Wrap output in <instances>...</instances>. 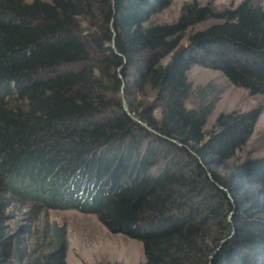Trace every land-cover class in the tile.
Segmentation results:
<instances>
[{"label": "trees", "instance_id": "1", "mask_svg": "<svg viewBox=\"0 0 264 264\" xmlns=\"http://www.w3.org/2000/svg\"><path fill=\"white\" fill-rule=\"evenodd\" d=\"M173 2L0 0V264L18 245L6 195L95 215L140 242L145 264H264V157L232 163L264 109L207 130L214 103L187 107L194 66L264 97V8L189 6L155 23ZM51 239L9 264H65L66 229Z\"/></svg>", "mask_w": 264, "mask_h": 264}, {"label": "rangeland", "instance_id": "2", "mask_svg": "<svg viewBox=\"0 0 264 264\" xmlns=\"http://www.w3.org/2000/svg\"><path fill=\"white\" fill-rule=\"evenodd\" d=\"M22 1L31 3L34 0ZM242 1L244 0H174L166 10L155 16L154 22L168 25L176 23L181 17L183 9L189 6L210 8L219 12L235 8ZM254 1L264 8V0ZM214 23V20H209L195 25L190 29V33L201 31ZM186 43L185 41L184 44L186 45ZM188 77L193 94L187 107L189 109L197 108L202 99L214 103V109L208 118L207 130L212 128L216 118L222 113H230L234 110L248 112L259 107L264 109L263 96H251L247 90L233 86L219 71L194 66ZM121 99H123V105L125 104L127 107L123 95ZM152 100L153 94L144 101L151 103ZM154 115L159 118L160 111L157 110ZM142 124L144 123L142 122ZM142 124L141 126H143ZM263 157L264 111L248 144L237 153L232 163L242 164L246 160ZM1 199H3L1 203L8 219L10 235L13 241L18 244L9 250L8 255L10 256L4 259L6 264L13 263L10 258L13 254L28 255L34 248L40 249L41 252L51 251L53 247L51 228L53 225L66 229L68 251L65 264H145L144 250L140 242L109 232L95 215L82 214L76 210L35 211L36 205L18 201L10 195ZM23 264H27V261L24 260Z\"/></svg>", "mask_w": 264, "mask_h": 264}, {"label": "water", "instance_id": "3", "mask_svg": "<svg viewBox=\"0 0 264 264\" xmlns=\"http://www.w3.org/2000/svg\"><path fill=\"white\" fill-rule=\"evenodd\" d=\"M124 108H125V110H126V112L129 114V112H128V109H127V107H126V105L124 104ZM133 120L135 121V122H137V123H139L140 125L142 124V122H140L139 120H137V119H135V118H133ZM145 128H147V129H149L148 127H147V125H144V124H142ZM150 130V129H149ZM151 131V130H150Z\"/></svg>", "mask_w": 264, "mask_h": 264}]
</instances>
